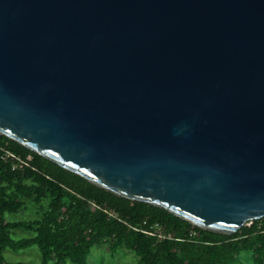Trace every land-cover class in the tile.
I'll return each mask as SVG.
<instances>
[{
    "label": "water",
    "instance_id": "obj_1",
    "mask_svg": "<svg viewBox=\"0 0 264 264\" xmlns=\"http://www.w3.org/2000/svg\"><path fill=\"white\" fill-rule=\"evenodd\" d=\"M0 134L204 230L264 219V0H0Z\"/></svg>",
    "mask_w": 264,
    "mask_h": 264
},
{
    "label": "trees",
    "instance_id": "obj_2",
    "mask_svg": "<svg viewBox=\"0 0 264 264\" xmlns=\"http://www.w3.org/2000/svg\"><path fill=\"white\" fill-rule=\"evenodd\" d=\"M31 201L42 217L10 220ZM17 229L33 235L14 240ZM104 241L113 252L133 251L138 264H245L246 252L264 263V219L232 235L204 230L166 209L115 195L0 134V264H10L7 249L32 246L42 264H87Z\"/></svg>",
    "mask_w": 264,
    "mask_h": 264
},
{
    "label": "rangeland",
    "instance_id": "obj_3",
    "mask_svg": "<svg viewBox=\"0 0 264 264\" xmlns=\"http://www.w3.org/2000/svg\"><path fill=\"white\" fill-rule=\"evenodd\" d=\"M43 210L33 203H28L26 210L22 209L21 213L9 216L10 220L21 221L29 219H37L42 217ZM33 235V231L27 229H17L11 233L14 240H21ZM6 261L10 264L24 263V264H42L40 250L37 246H32L28 249L13 251L7 249L4 253ZM242 259L245 264H258L254 260L252 252L242 254ZM73 264V263H69ZM87 264H138V258L133 251L118 250L111 251L110 245L103 242L96 246L88 258ZM264 264V263H263Z\"/></svg>",
    "mask_w": 264,
    "mask_h": 264
},
{
    "label": "built area",
    "instance_id": "obj_4",
    "mask_svg": "<svg viewBox=\"0 0 264 264\" xmlns=\"http://www.w3.org/2000/svg\"><path fill=\"white\" fill-rule=\"evenodd\" d=\"M7 158H14V159H17L18 161H20V159H19L18 157H16L15 155H13V154H11V153H8V154H7ZM29 159H31V158H29ZM19 167L22 168V164L19 165ZM252 224H253V222H249L247 225H248V226H251ZM160 237L163 238V236H160Z\"/></svg>",
    "mask_w": 264,
    "mask_h": 264
}]
</instances>
